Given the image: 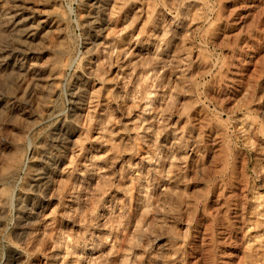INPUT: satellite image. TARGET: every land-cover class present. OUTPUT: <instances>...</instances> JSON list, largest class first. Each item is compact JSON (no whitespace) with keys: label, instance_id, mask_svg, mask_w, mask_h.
Here are the masks:
<instances>
[{"label":"rangeland","instance_id":"rangeland-1","mask_svg":"<svg viewBox=\"0 0 264 264\" xmlns=\"http://www.w3.org/2000/svg\"><path fill=\"white\" fill-rule=\"evenodd\" d=\"M12 2L56 31L0 113V264H264V0Z\"/></svg>","mask_w":264,"mask_h":264},{"label":"bare ground","instance_id":"bare-ground-1","mask_svg":"<svg viewBox=\"0 0 264 264\" xmlns=\"http://www.w3.org/2000/svg\"><path fill=\"white\" fill-rule=\"evenodd\" d=\"M9 0H0V71H4L7 73H9L10 75H12L13 81L20 83V86L23 82L30 80V87L28 88V90H23L20 91L22 93H20V96L17 95H6V93L4 94L3 92L0 91V113H4L7 114V116L9 115H13L14 113V106L15 101L19 100L21 104H23V106H25V104L28 105V103L32 104L33 99L34 101L36 100V97L38 95L37 93V89H39L40 86H37L38 88L36 90V83L40 80V82H42L43 79V68L41 69V67L39 66L40 63H38L39 65H37V62L32 61V55H33V49H32V45L36 44V41L39 38H43V34L45 35L44 38L48 39L46 35L50 34L52 31V22L50 20V16L49 14H44L41 11H39L38 9H31L28 10L27 8H25L24 6H20L21 4H7ZM19 1V0H18ZM25 1V0H24ZM49 1V0H48ZM93 2L90 3L88 6V10L90 9L91 11L93 10H97V7H100L99 3L100 0H92ZM35 2V1H34ZM11 3V2H9ZM32 5V4H31ZM40 5V4H39ZM55 5V4H54ZM29 6V5H28ZM31 7V6H30ZM29 7V9H30ZM55 7V6H54ZM45 8V7H44ZM102 8V7H101ZM42 9V8H41ZM50 10V9H49ZM43 11V10H42ZM52 11V10H51ZM56 11V10H55ZM46 13V12H45ZM56 15V14H55ZM88 24L91 27H95L94 25L96 24L94 21V15L93 17L91 16L90 18H88ZM58 26V25H57ZM54 27V26H53ZM58 30V29H57ZM45 31V32H44ZM56 31V30H55ZM59 31V30H58ZM44 32V33H43ZM59 33V32H57ZM52 34V33H51ZM52 36V35H51ZM45 39V40H46ZM54 39V38H53ZM43 40V39H42ZM41 40V41H42ZM51 40V39H50ZM44 41V40H43ZM48 41V40H47ZM46 41V42H47ZM38 41V45H39ZM43 43V42H42ZM41 44V43H40ZM45 43H43L44 45ZM37 45V44H36ZM35 45V46H36ZM42 45V44H41ZM47 45V44H46ZM49 46V45H48ZM37 47V46H36ZM43 47V46H41ZM35 48V47H34ZM37 49V48H36ZM42 49V48H41ZM40 49V50H41ZM44 49V47H43ZM36 51V50H35ZM37 52V51H36ZM40 52V51H39ZM37 54V53H36ZM39 54V53H38ZM36 56V55H35ZM49 60V59H48ZM51 60V59H50ZM42 61V60H41ZM40 61V62H41ZM47 61V60H46ZM53 62V61H52ZM51 62V63H52ZM56 62V61H55ZM48 63V62H47ZM42 65V64H41ZM52 67H54V64H51ZM56 65V64H55ZM51 67V68H52ZM50 68V69H51ZM63 68V67H62ZM56 69V68H55ZM54 69V70H55ZM47 71V70H46ZM49 71V69H48ZM52 72V71H51ZM59 72V71H58ZM3 73V72H1ZM6 73V74H7ZM45 74V72H44ZM60 73H50V74H46L47 77L45 78V82H43L47 87V90L44 89V91H46L45 96H47V92H50V88L53 85H56V81L59 79V75ZM4 77V76H2ZM8 78V77H7ZM6 78V79H7ZM9 79V78H8ZM2 80V78H1ZM0 80V81H1ZM4 81V80H3ZM2 81V82H3ZM6 81V80H5ZM29 82V81H27ZM36 82V83H35ZM56 82V83H55ZM39 83V82H38ZM42 83V84H43ZM55 83V84H54ZM2 84V83H1ZM43 84V85H44ZM23 85V84H22ZM27 85V84H26ZM39 85V84H37ZM42 85V86H43ZM44 85V86H45ZM19 86V84H18ZM19 86V87H20ZM27 88V87H26ZM53 88V87H52ZM57 88V86H56ZM55 88V89H56ZM1 89V88H0ZM4 90V89H3ZM5 91V90H4ZM8 91V90H7ZM39 91V90H38ZM52 91V90H51ZM54 91V90H53ZM56 91V90H55ZM54 91V92H55ZM18 92V91H17ZM40 92V91H39ZM37 93V95H35ZM43 93V92H42ZM58 93V92H57ZM12 94V93H11ZM14 94V93H13ZM41 95V92L40 94ZM52 96V95H51ZM42 97V96H41ZM49 97V95H48ZM47 98V97H46ZM38 100H40L37 97ZM39 102V101H38ZM30 104V105H31ZM49 105V104H48ZM22 106V105H21ZM20 107V106H19ZM27 107V106H26ZM18 108V106H17ZM24 107H21V109H23ZM28 108V107H27ZM26 108V109H27ZM48 108V107H47ZM25 109V108H24ZM29 109V108H28ZM17 110V109H16ZM19 111V110H18ZM28 111V110H27ZM26 110H22V114H27ZM17 112V111H16ZM21 112V111H20ZM44 112V111H43ZM18 113V112H17ZM30 113V111H29ZM16 114V113H15ZM20 115V114H19ZM19 117L16 115H14L13 117ZM31 116H33L31 114ZM35 116H37L35 114ZM34 116V118H35ZM40 116V115H39ZM2 117V116H1ZM28 117V116H27ZM11 118V117H10ZM20 118L24 119V116ZM1 119V118H0ZM12 120V118H11ZM31 120V119H30ZM28 123V119L25 120ZM8 123L10 122L9 119L7 121ZM3 123V122H2ZM7 123V124H8ZM26 123V124H27ZM72 123V122H71ZM24 124V123H23ZM31 124V123H30ZM30 124L27 125L30 128ZM26 127V125H25ZM66 128V127H65ZM68 130V129H67ZM67 130L63 129L60 130V136L62 137V139L60 140L62 143L65 141V139L67 138V135L70 134V132H67ZM70 130V129H69ZM22 131V130H21ZM25 131V130H24ZM57 134V133H56ZM59 135V134H58ZM57 135V136H58ZM56 136V135H55ZM60 137V138H61ZM66 137V138H65ZM55 140V139H54ZM58 142V141H57ZM43 143V142H42ZM55 143V142H54ZM45 144V143H44ZM56 144V143H55ZM56 146V145H55ZM58 146V145H57ZM48 147V146H47ZM33 149V148H32ZM38 149V148H37ZM44 149V148H43ZM43 149L41 151H43ZM46 149V148H45ZM51 149V148H50ZM53 149V148H52ZM49 152L51 150H48ZM35 152V151H34ZM39 152V151H38ZM33 153V152H31ZM38 154V153H37ZM46 154V153H45ZM48 154V153H47ZM40 155V154H39ZM53 155V154H50ZM42 156V155H41ZM54 156V155H53ZM39 157V156H38ZM44 157V156H43ZM36 158V157H34ZM45 158V157H44ZM48 159V157H47ZM46 160V159H44ZM44 160H42L44 162ZM51 160V159H50ZM34 162V160H32ZM36 163V162H35ZM34 163V164H35ZM39 163V162H38ZM42 163V162H40ZM54 163V161H53ZM56 163V162H55ZM43 165V164H42ZM47 165V164H46ZM45 166V165H44ZM33 167V165H32ZM38 168V167H37ZM46 168H38V169H33L31 171L30 178H29V187L32 190H43L46 188V186L48 185L47 183L49 182V170H45ZM30 171V170H29ZM28 182V181H27ZM47 189V188H46ZM27 193V192H25ZM28 194V193H27ZM34 194V193H33ZM25 196V195H23ZM22 196V197H23ZM24 198V197H23ZM32 198V197H30ZM3 199V198H2ZM25 199V198H24ZM33 199V198H32ZM23 200V199H22ZM25 201V200H24ZM2 200L0 199V214H3V204H2ZM23 202V201H22ZM5 203V202H4ZM28 202H23V204L21 205V211H20V217H19V226H22L28 216V212H29V208H30V204ZM33 203V202H32ZM19 204V203H18ZM32 206V205H31ZM6 210V209H5ZM19 213V212H18ZM17 213V214H18ZM1 222V219H0Z\"/></svg>","mask_w":264,"mask_h":264}]
</instances>
